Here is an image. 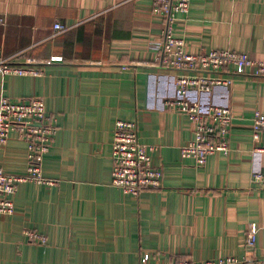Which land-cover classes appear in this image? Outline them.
Returning a JSON list of instances; mask_svg holds the SVG:
<instances>
[{
  "label": "crops",
  "instance_id": "0c3cea01",
  "mask_svg": "<svg viewBox=\"0 0 264 264\" xmlns=\"http://www.w3.org/2000/svg\"><path fill=\"white\" fill-rule=\"evenodd\" d=\"M55 23L70 29L53 36ZM161 28L153 0H0V59L42 71L0 75V96L41 98L58 127L41 165L57 183L17 185L13 214L0 215V264L264 259V185L252 181L264 173V155L253 150L264 148V133L254 142L251 132L253 113H264V77L238 74L228 87L195 94L233 116L228 155L196 166L180 156L193 124L165 104L177 94L176 72L150 48ZM173 28L188 53L229 49L264 60V0H190ZM116 119L136 121L139 141L158 147L160 187L134 197L111 185ZM26 156L11 132L1 168L24 173ZM251 223L258 231L248 247Z\"/></svg>",
  "mask_w": 264,
  "mask_h": 264
},
{
  "label": "built area",
  "instance_id": "2783aa9c",
  "mask_svg": "<svg viewBox=\"0 0 264 264\" xmlns=\"http://www.w3.org/2000/svg\"><path fill=\"white\" fill-rule=\"evenodd\" d=\"M189 5L190 0H153L154 9L162 16V28L159 40L153 42L150 48L155 52V59L160 66L176 72L177 94L166 101V106L184 114L193 124L192 139L180 147V156L193 160L196 166H203L207 157L216 152L228 155L233 116L228 106H205L200 98H195V94L208 93L218 86L228 87L234 75L238 74L264 77V60L253 58L246 51L229 49H215L205 53L186 52L183 39L174 36L173 27L178 14L187 15ZM69 29L70 26L55 23L53 36ZM41 73V70L32 66L13 65L9 59H0L2 76H35ZM57 128L56 118L46 112L41 98L11 99L0 96V148L11 132L17 133L27 147L24 173H7L0 166V215L13 214V196L19 183H57V180L45 177L41 171L43 157L52 145ZM251 132L253 141H258L264 133V113H253ZM253 150L264 155V148L255 146ZM156 151L157 146L139 141L136 121L116 119L111 139V185L134 197L146 189L160 187L163 171L162 165L155 158ZM252 181L264 185V173H253ZM257 231V224L251 223L246 233L248 247L254 245ZM24 234L34 243H46L45 235L34 230H26ZM167 264H264V259L226 256L204 263L183 260Z\"/></svg>",
  "mask_w": 264,
  "mask_h": 264
}]
</instances>
